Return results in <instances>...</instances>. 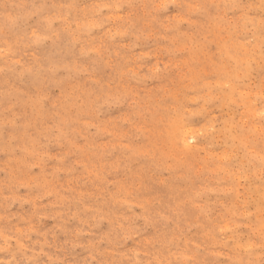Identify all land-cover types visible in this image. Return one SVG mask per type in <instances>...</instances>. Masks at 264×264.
I'll return each instance as SVG.
<instances>
[{"label": "rangeland", "instance_id": "374dc122", "mask_svg": "<svg viewBox=\"0 0 264 264\" xmlns=\"http://www.w3.org/2000/svg\"><path fill=\"white\" fill-rule=\"evenodd\" d=\"M0 264H264V0H0Z\"/></svg>", "mask_w": 264, "mask_h": 264}]
</instances>
